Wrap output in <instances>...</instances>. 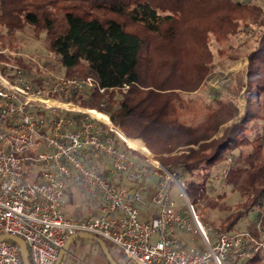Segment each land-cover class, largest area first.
<instances>
[{"label":"trees","instance_id":"1","mask_svg":"<svg viewBox=\"0 0 264 264\" xmlns=\"http://www.w3.org/2000/svg\"><path fill=\"white\" fill-rule=\"evenodd\" d=\"M206 1L0 0V62L16 66L28 78L44 76L45 71L32 58L26 57L16 40L17 32H21L26 25L42 30L47 37V50L57 58L64 78L91 77L104 89L102 93L94 90L86 98H80L75 93L63 95L60 97L63 102H72L73 106L107 115L112 126L120 129L127 142L102 125L104 130L116 138L120 149L132 158L143 161L141 155L127 146L128 142H137L158 155V162L183 183L186 197L194 209L206 198L210 183L214 186L213 182L222 176L224 170L226 174L223 175L229 181L240 179L242 192L237 211L220 220L214 229L220 233L247 231L251 230L248 225H253L256 218H261L264 225V153H260L264 146V120L258 117L254 105L264 93V34L256 42V54L249 56L254 69L248 73L247 81L250 94L256 96L248 99L239 121L224 128L219 137H215L219 126L235 117L237 109L235 105H230L222 92L203 82L213 64L205 38L202 42L205 56L188 73L187 82L175 81L172 74L167 75L166 67H160L167 61L164 53L166 46L182 37L178 26L182 21L187 23L184 22L186 8L193 4L201 6ZM209 1V5H227L238 11L250 10L256 15L260 11L248 3ZM55 11L61 12L60 19ZM117 17H124L133 26L152 35L154 45H147L154 52L162 50L163 60L152 59V68L154 66L160 81L148 79L147 72L143 70V55L148 46L138 33L127 29ZM230 19L228 16V22L236 27V22ZM261 23L264 28V21ZM204 32L209 33L210 30ZM171 69L176 70L175 64L171 65ZM8 70L4 75L12 80ZM179 93L196 97L206 95L209 98L210 103L200 122L179 119V111L183 109ZM132 139H139L144 144ZM254 142L257 146H253ZM245 147H252L251 153L242 154L241 150ZM173 152L177 154L171 155ZM83 160L89 168L102 173L113 184L123 187L125 182H132L128 191L141 185L128 174H109L111 167L107 169L109 159L105 156L90 154ZM28 168L39 171L37 167ZM71 186L78 191L82 183L72 182ZM249 214H252V219L244 229L240 228V222ZM75 216L79 215L75 213ZM196 216L200 222H205L202 211L200 216ZM261 259L257 257L225 264H257Z\"/></svg>","mask_w":264,"mask_h":264},{"label":"built area","instance_id":"2","mask_svg":"<svg viewBox=\"0 0 264 264\" xmlns=\"http://www.w3.org/2000/svg\"><path fill=\"white\" fill-rule=\"evenodd\" d=\"M7 69L12 80L4 75ZM94 90L104 91L91 77L66 79L51 74L28 78L16 66L0 62V234L22 238L30 264H54L62 246L76 233L101 238L121 264H224L264 258L261 218H256L247 231L206 229L188 201L183 183L153 156L150 159L140 154L143 161L136 160L120 149L116 138L98 127L100 124L112 131L103 122L33 98L71 104L60 97L75 93L86 98ZM90 154L109 159V174H128L140 181L151 174L154 186L128 191L113 184L86 165L83 157ZM145 163L151 165L149 169ZM72 182L93 191L98 200L96 215L64 214L66 192ZM171 184L186 203L182 211L171 200ZM150 204L156 208L155 215L141 219L140 210ZM189 220L201 241L199 247L177 237L190 230ZM0 264H23L15 243L0 242Z\"/></svg>","mask_w":264,"mask_h":264},{"label":"rangeland","instance_id":"3","mask_svg":"<svg viewBox=\"0 0 264 264\" xmlns=\"http://www.w3.org/2000/svg\"><path fill=\"white\" fill-rule=\"evenodd\" d=\"M223 1L248 3L258 8L260 11L258 15H256L253 12H250V10L238 11L230 8L227 5L217 6L212 4V6L209 5V0L203 3V5L201 6H196L194 4L189 5L186 8V18L184 21L187 23H182V21L178 26V30L182 33V37L173 41L172 45L169 44L166 46L164 53L166 56L165 59L167 61L164 64L160 65L161 68L166 67L165 71H167V75L172 74L176 79L175 81L182 83L187 82L188 80L186 79V76L188 75V73L193 71L197 64V61L201 60L205 56V51L202 46L203 38H205L206 45L208 46L207 48L210 50L213 64L210 68V71L204 77L203 82H205L210 88L222 92V94H224L223 97L228 98L227 100L230 105H235L237 109V115L228 122L219 126L215 137L221 136L224 128L229 127L232 123L238 122L246 104L248 103V99L251 96H256L250 94V85L249 81H247L248 73L251 72L252 69H254L249 61V56H254L256 54V42L264 34V28H262L261 25L262 20L264 21V0ZM48 10L54 11L52 8H49ZM55 14L57 15L58 19H60L61 12L55 11ZM226 14L229 15L226 16ZM251 14H254V16H252ZM228 16L231 18L230 20H232L234 23L236 22V27L232 26L231 23L228 22ZM117 18L124 23L127 29L138 33L145 42V46H148L147 49H145L143 55V70L147 72L148 79L153 78L157 81H160L158 80L159 74L153 69L154 66L152 68V59L154 58L153 60L155 61H157L158 59L163 60V57H161L162 50L159 52H154L151 50L152 48H150L149 45H154L152 35L145 33L139 27L133 26L124 17ZM205 30H210V32L205 33ZM46 38L47 37L42 30L35 29L34 27L28 25H26V27L22 29L21 32H17L16 34V40L21 46L22 50H24L26 57L32 58L35 64L45 71L43 72L44 77L47 78L51 74L57 77H63V71L61 70V68H59L56 62L57 58L55 59L53 54L49 53V51L47 50L48 42ZM173 64H175L176 67L175 71H172L171 69V65ZM224 78H226V80L221 84H218ZM180 94V101H182L181 106L183 107V109L179 111V119L181 121L190 123L200 122L204 117V113L206 112V106H208L210 103L209 98H207L206 95H204L203 97H196L192 94L185 95L183 93H179V95ZM71 104L75 105L74 103ZM254 105L255 110H257L256 114L259 118H262L264 120V93L260 95ZM77 107H79L80 109H84L80 106ZM226 112L231 113V111L229 110H226ZM98 127L104 129V127L100 124H98ZM113 129L115 130L116 128L113 127ZM118 129L117 133L122 136V134L119 132L120 129ZM128 143L131 144V142ZM253 146H257V143L254 142ZM129 148L135 150L132 147ZM196 148L197 147H195V149ZM261 148L262 150L260 151V153L262 152L263 154L264 146ZM136 151L147 152V150L142 146L139 149L136 148ZM251 151L252 147H245L243 150H241L242 154L244 155L251 153ZM136 153L139 154L138 152ZM174 154L177 153L173 152L171 155ZM237 154L238 151L235 152V155ZM151 156H153L154 161L158 162V155L151 153ZM135 159L137 160V158ZM145 165L148 169L151 166L148 163H145ZM110 167L111 166L108 160L107 169L110 170ZM134 181L139 183L141 182L140 186L144 188L153 187L155 183V177L154 182L151 184H149V180L147 179L143 181ZM131 183L125 182L123 188L127 189L131 185ZM240 183V179L229 181L223 174L219 179L213 182L214 186L210 183V185L208 186V193L206 195V198L200 201L198 208H193L195 214H197L198 216H200L201 211L203 212L205 222H199L202 223V225L206 229L209 227L214 228V226L217 225L220 220L237 211L238 205L241 202L240 193L242 192V189L240 187ZM84 187L81 189L82 193L84 194V204L78 203V205H83L84 208H87V198H91V201H96L97 198L93 196L92 190L90 191L89 189ZM169 195L176 208L180 209L181 211L185 209L186 203L178 195L175 184L170 185ZM202 207H204V209H201ZM89 209L91 210V208ZM85 211H87V213H85L86 215L90 212L88 210ZM72 217L76 216L73 215ZM251 219L252 214H249L240 222L239 227L244 229L245 226L248 225L247 222ZM248 226L249 229H252L253 227V225L250 224ZM188 227L190 230H185L184 234H179L177 236L178 239L190 246H201V241L193 232L195 228L191 220H189ZM239 227H237L236 229H240ZM240 231L242 232L243 230ZM190 238H195V241H191ZM91 249L95 253H92ZM98 253L102 257V261L106 264L105 258L103 257L98 246H96L94 243H91V241L89 240L79 239L75 243L70 244L67 252L68 257L65 259L64 264L77 263V261L75 260H71L70 262V255H73L77 258V260L81 259L84 262L88 260H86L88 255L91 256L92 254H94L95 256H98ZM114 255H116L115 252ZM116 257L119 256L116 255ZM257 264H264V258L261 259Z\"/></svg>","mask_w":264,"mask_h":264},{"label":"crops","instance_id":"4","mask_svg":"<svg viewBox=\"0 0 264 264\" xmlns=\"http://www.w3.org/2000/svg\"><path fill=\"white\" fill-rule=\"evenodd\" d=\"M79 108V107H77ZM107 125V124H106ZM109 126L112 130H113V126L111 124L107 125ZM116 133V132H115ZM117 134V133H116ZM119 137L120 135L117 134ZM123 137V136H122ZM121 138V137H120ZM125 138V137H124ZM122 139V138H121ZM129 139V138H127ZM132 140H138L140 141L139 139H132ZM124 141V140H123ZM141 142V141H140ZM142 143V142H141ZM139 160V159H138ZM147 180H149V184L153 183L154 182V177L150 174L147 178ZM146 182V181H145ZM148 182V181H147ZM79 185V184H78ZM85 185L82 184L81 186V189L84 187ZM84 188H87L86 186ZM81 189H78V192H76V188L74 186H70L68 187L67 189V192H66V197H67V202H66V205L64 206L63 208V211L65 213V215L67 216H73L76 214H78L79 216H83V217H91V216H94L96 215L97 213V202L98 200L96 201H91V198H87V205L86 207L87 208H84L83 205H78V203L80 204H84V194L82 193V191H80ZM89 189V188H87ZM90 190V189H89ZM91 191V190H90ZM92 193V192H91ZM93 196L96 197L93 193ZM97 198V197H96ZM91 208V210L89 209ZM85 210H88L90 211L87 215L85 213H87V211ZM85 211V212H84ZM155 212H156V208L155 206L153 205H147L145 208H142L140 210V215H141V219L143 220H148L150 219L151 217H153L155 215ZM77 241V240H76ZM76 241H74L73 243H75ZM91 252L92 253H95L92 251L91 249ZM99 254V253H98ZM68 255V254H67ZM68 256H66L67 258ZM97 257V258H95ZM88 259V260H87ZM69 260L71 262V260H75L77 261V263H74V264H105L103 261H102V257L100 256V254L98 256H95L94 254H92L91 256L88 255V257L86 258L87 261H82L81 259L77 260L76 257H74L73 255H70L69 256ZM71 264V263H70Z\"/></svg>","mask_w":264,"mask_h":264},{"label":"water","instance_id":"5","mask_svg":"<svg viewBox=\"0 0 264 264\" xmlns=\"http://www.w3.org/2000/svg\"><path fill=\"white\" fill-rule=\"evenodd\" d=\"M79 239H85L95 243L100 249L107 264H121L113 257L107 244L101 238L88 233H76L72 235L60 249L57 260L54 264H64L70 244ZM3 241H11L15 243L19 247L22 263L30 264L28 260L27 246L22 238L9 234H0V242Z\"/></svg>","mask_w":264,"mask_h":264},{"label":"bare ground","instance_id":"6","mask_svg":"<svg viewBox=\"0 0 264 264\" xmlns=\"http://www.w3.org/2000/svg\"><path fill=\"white\" fill-rule=\"evenodd\" d=\"M33 98H34V100H36L38 102H42V103H45V104H48V105H51V106H60V107H63V108H69V109H72V110H76V111H80V112L87 113L90 116L96 118L97 120L103 122L104 124H107V125L110 124L109 118L105 114H103L101 112H98L96 110H92V109H80V108H77V106H73L72 104L60 103V102L54 101L52 99L44 98V97H40V96H35ZM114 131L116 133L118 132L117 129H115ZM117 134H119V133H117ZM120 137L122 138V140H124L125 142H127V140L124 137H122L121 135H120ZM128 146L134 148L135 149L134 151H136V148L137 149L141 148V145L138 144L137 142H131V144L128 143ZM136 152H138L139 154H141L143 156H146L147 158H150L151 159V153L148 151V149H147V152H140V151H136Z\"/></svg>","mask_w":264,"mask_h":264}]
</instances>
